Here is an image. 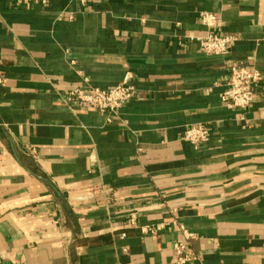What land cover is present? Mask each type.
<instances>
[{"label": "crops", "instance_id": "obj_1", "mask_svg": "<svg viewBox=\"0 0 264 264\" xmlns=\"http://www.w3.org/2000/svg\"><path fill=\"white\" fill-rule=\"evenodd\" d=\"M204 12L228 55L192 41ZM235 63L264 74V0H0V264H175L180 225L189 264H264V87L227 109ZM127 77L115 114L66 101Z\"/></svg>", "mask_w": 264, "mask_h": 264}, {"label": "built area", "instance_id": "obj_2", "mask_svg": "<svg viewBox=\"0 0 264 264\" xmlns=\"http://www.w3.org/2000/svg\"><path fill=\"white\" fill-rule=\"evenodd\" d=\"M20 6L29 4L46 5L49 0H15ZM73 17L70 16L69 20ZM201 21L206 28L204 37L192 38L200 46L202 52L214 56H226L230 52L232 44L237 40L234 36L221 35L215 29L220 19L214 14L202 13ZM6 83L5 78H0V85ZM264 87V74L255 66L245 63L231 64L228 69V80L226 90L221 101L230 110H238L241 113L248 110L259 91ZM136 89L132 80L127 77L118 86L109 89L75 87L67 95L66 101L77 109H89L101 114H115L119 109L131 102L136 96ZM241 119L244 117L241 115ZM210 130L204 124H196L187 127L183 141L191 144L195 149L202 148L209 142ZM36 155V151L32 150ZM136 216L132 214L130 222L136 225ZM179 231L182 240L173 245L175 264H189L201 261L200 257L192 250V245L198 236L180 225ZM154 233V230L151 231ZM125 237V234L122 235Z\"/></svg>", "mask_w": 264, "mask_h": 264}]
</instances>
